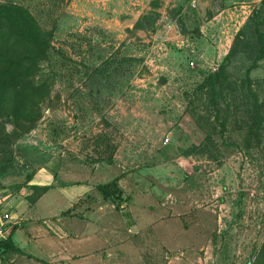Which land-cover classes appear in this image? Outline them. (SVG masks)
Wrapping results in <instances>:
<instances>
[{"label": "rangeland", "instance_id": "1", "mask_svg": "<svg viewBox=\"0 0 264 264\" xmlns=\"http://www.w3.org/2000/svg\"><path fill=\"white\" fill-rule=\"evenodd\" d=\"M3 4L26 10L49 38L43 53L11 57L28 76L0 81V192L10 215L14 204L22 218L40 208L70 222L94 215L101 238H126L125 257L123 243L110 245L121 264H255L264 243V0ZM116 177L118 197L104 201L95 186ZM33 186L52 188L28 204Z\"/></svg>", "mask_w": 264, "mask_h": 264}, {"label": "crops", "instance_id": "2", "mask_svg": "<svg viewBox=\"0 0 264 264\" xmlns=\"http://www.w3.org/2000/svg\"><path fill=\"white\" fill-rule=\"evenodd\" d=\"M81 190L79 194L84 192L85 187ZM41 199L43 197L36 202L37 207ZM18 207L17 204L13 205L17 213L10 215V220L13 222L12 228L14 227L11 242L19 252L7 253L2 264H121V258L117 262L111 256L116 249L112 250L110 245L114 247L123 243L124 247H119L118 250L123 254L122 257H125L123 249L128 251L126 238L117 241L115 238L106 240L99 236V227L94 215L91 218L89 215H83L80 219L70 222L63 218L53 219L54 210L46 212V208H40L39 211L44 214H36L33 219L26 211L22 218ZM7 211L10 214V211ZM61 212L62 210L57 212L58 216ZM104 244L110 247L106 260L98 254Z\"/></svg>", "mask_w": 264, "mask_h": 264}, {"label": "trees", "instance_id": "3", "mask_svg": "<svg viewBox=\"0 0 264 264\" xmlns=\"http://www.w3.org/2000/svg\"><path fill=\"white\" fill-rule=\"evenodd\" d=\"M254 33L257 35L258 39L261 38L262 35L258 33L257 29H254ZM240 35L241 33L236 34L233 45L241 39L239 38ZM48 41L49 38L47 33H43L38 29L26 10L17 5H0V81L8 80L9 82H13L17 79L18 75H20L19 77L28 76L30 67L11 61V57H14V54H16L18 50L24 51L27 55H32L35 52L41 54L48 47ZM231 54L232 46L229 54L222 59L220 65L221 70L227 63ZM15 71L18 73H15ZM3 137H6V135H3ZM193 151L198 152V149H193ZM117 180L118 177L104 185L95 186L96 191L104 201L109 200L113 202L118 197L116 193ZM31 188L36 193L35 195L26 198L28 204H33L42 194L52 187L33 186ZM115 209H118L117 205L115 206ZM70 210L71 209H66L65 211H62L59 216L70 214ZM13 230L14 227L11 229L7 240L0 243V264L4 261L7 253L19 252L13 247L11 242V234ZM255 264H264V243L260 248L257 262Z\"/></svg>", "mask_w": 264, "mask_h": 264}, {"label": "built area", "instance_id": "4", "mask_svg": "<svg viewBox=\"0 0 264 264\" xmlns=\"http://www.w3.org/2000/svg\"><path fill=\"white\" fill-rule=\"evenodd\" d=\"M169 141V136L162 140V144L165 145ZM13 222L10 220V214L5 208L3 194L0 192V243L7 240Z\"/></svg>", "mask_w": 264, "mask_h": 264}]
</instances>
